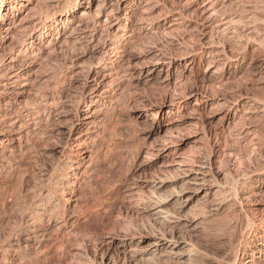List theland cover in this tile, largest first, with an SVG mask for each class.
I'll return each instance as SVG.
<instances>
[{
    "label": "bare ground",
    "instance_id": "obj_1",
    "mask_svg": "<svg viewBox=\"0 0 264 264\" xmlns=\"http://www.w3.org/2000/svg\"><path fill=\"white\" fill-rule=\"evenodd\" d=\"M91 1L88 0V3ZM128 1L132 0H98L96 10H92L89 5L87 10L81 12L80 22L76 28H72L69 37L95 32L96 29L91 31L85 22L90 16H99L108 5L120 11L124 2ZM35 2L0 0V52H5L10 42L9 52L5 53L8 55L0 56V69H3L0 70V162L4 163H0V173L6 167L5 164L10 162L4 154L5 143L13 145L18 142L19 150L30 146L35 148L43 134L40 132L42 123L46 121L44 111L41 110L43 102L52 98L55 101H50L51 104L74 107L76 114L73 121L60 132L68 142V147L61 151L63 163L53 167L50 179L47 184H43L44 189H40L41 192L35 196L41 200L33 203L36 209L32 211L23 235L25 248L32 243L39 244L40 249L44 248L42 253H49L52 248L57 249L63 245L67 236L63 230L67 219H64L65 213L59 210V201L63 197L70 193L76 195L83 188L91 186L99 194L104 191L107 198L113 197L109 192L112 190L110 177L100 179L98 176L102 171L101 153L108 143L106 134L114 121L115 113H111L110 108L118 104L120 98L112 89L116 81H119L120 77L114 76L120 67L111 63L113 65L107 68L105 64L102 70H107L108 74L88 76L86 85L93 83V88L85 100L74 97V94L64 96L63 90H60L63 84L55 82L56 79L51 83L48 80L50 84L38 89L31 87L29 78L23 81L27 73L23 71L29 69L28 72H31L32 67L46 59L45 55L54 54L56 49L53 47L56 48L58 44L45 41L51 29L42 25L41 19L36 18L32 29L28 31L32 17L37 14ZM198 2L199 5L193 11L204 15L206 23L203 29L197 28L196 32L201 36L197 41L203 53L211 57L204 78L215 94L214 97L202 94V97L207 98L204 99L205 104L210 99H218L220 102L219 115L224 138L223 145L217 146L214 157L219 160L227 157L230 170L217 175L213 172L212 161L202 154L175 158L171 166L179 177L173 180L164 173L155 176L149 182V192L141 198L152 216L146 229L148 233L140 238L138 244H134L133 232L125 231L120 242L122 255L105 254L100 264H264V0H188L187 6L194 7ZM77 5H69L64 13L65 20H56L58 35H63L75 24L73 15L78 9ZM124 11L123 17H115L114 10H111L106 21H103L110 24L111 29L118 26L114 34L117 41L109 51H115V45L124 43L127 33H133L135 27L142 26L143 19H137L133 8L128 6ZM25 12L27 14L22 17ZM112 19L117 20V23L113 24ZM176 20H180V16ZM214 34L220 36L217 42L211 39ZM17 35H23L21 41H18ZM60 39L57 38L58 41ZM217 45L220 50L213 52L211 48ZM4 57H7L6 63L3 62ZM253 81L258 83V88L248 89L247 84ZM31 93L32 98H28ZM215 117V113L209 116L210 119ZM173 125H168L166 129L171 132L170 135L174 130ZM73 135L76 136L72 138ZM84 167L85 170L81 172ZM94 181L96 184H92ZM171 182H181V185L175 186L171 194H168L165 189ZM63 200L66 202L69 199ZM130 201H135V198ZM194 202L202 205L199 208H203L201 214L203 212L205 217L213 219V216L217 217L227 211L228 218L220 224L205 218L201 222L194 220L181 225L182 217L179 218L180 214L176 212L191 208ZM84 209L77 208L79 214L76 212L77 216L71 218L75 220L74 223L71 221L73 225L96 211V207ZM57 223L59 225H55ZM53 226L56 234L51 232ZM210 240L219 242L220 255L210 254L203 249V242ZM47 241L50 244L45 245ZM20 257L21 261L17 260L19 264L24 263L27 255Z\"/></svg>",
    "mask_w": 264,
    "mask_h": 264
},
{
    "label": "rangeland",
    "instance_id": "obj_2",
    "mask_svg": "<svg viewBox=\"0 0 264 264\" xmlns=\"http://www.w3.org/2000/svg\"><path fill=\"white\" fill-rule=\"evenodd\" d=\"M187 2L188 0H132L124 2L120 11L108 5L99 16L93 14L85 21L91 31L96 29L95 32L69 37L72 28H76L80 22L81 12L87 10L89 5L92 10H96L98 0H92L90 4L88 0H36L34 6L37 5V14H33L28 31L32 29L36 18L41 19L42 25L51 29L45 41H52L53 44L58 42L56 48L53 47L57 52L45 55L46 59L32 67L31 72L25 69L23 73H27L24 74L23 81L29 78L31 87L38 89L56 79L55 82L63 84L60 90H63L64 96L74 94V97H82L85 100L93 88V83L86 85L88 76L108 74L107 70H102L105 64L107 68L113 64L121 68L116 70L119 76H114L121 79L119 78L112 88L115 95L120 96L117 101L119 105L110 108L111 113H115L114 125L112 124L106 134L108 143L103 148L104 151L102 150L100 160L103 172L100 171L98 176L100 179L110 177L112 190L109 192L113 197L107 198L104 191H101L102 195L99 194L92 189L94 186L83 188L76 195L70 193L63 197L69 199L66 202L61 197L59 210L65 213L64 219H67V225L63 227L67 234L63 245L56 247L57 249L52 248L49 253H42L44 248L40 249L39 244L32 243L30 247H24V231L28 228L32 211L36 209L34 204L41 200L35 196L44 189L53 167L57 163H63L61 151L68 147V142L66 136L60 132L73 121L76 114L74 107L61 104L57 107L54 103L51 104L55 101L52 98L43 102L41 110L44 111L46 121L42 123L40 132L43 134L35 148L30 146L19 150L18 142L13 145L5 143L4 154L10 162L5 164L6 167L0 173V264H19V258H22L20 256L26 255L27 261L24 260V263L20 264H100L105 254L121 256L123 249L120 242L125 231L133 232L134 244H138L140 238L148 233L146 229L152 216L141 198L149 192V182L162 173L166 177H172L170 179L179 177L172 167L175 158L202 154L212 161L213 172L217 175L230 170L227 157H222L221 160L214 157L215 151L223 145L224 138L220 124V102L218 99H210L205 104L207 98L202 97V94L215 96L214 89L208 87L209 82L204 78L211 57L203 53L197 41L201 36L196 31L197 28L205 27V16L193 11L199 2L194 7L187 6ZM69 5L78 6L73 15L75 24L63 35H58L56 20L66 19L64 13ZM128 6L136 11L137 19H143L142 26L135 27L133 33H127L124 43L115 45V51H109L117 41L114 34L118 26L111 29L110 24L103 21H106L111 10H114L115 17H123L124 9ZM26 14L23 13L22 17ZM179 16L180 20H176ZM49 19H52L51 22ZM112 21L113 24L117 23V20ZM58 37L61 38L59 41ZM219 37L214 34L211 39L217 42ZM22 38L23 35H17L18 41ZM38 42L43 44L41 40ZM8 49L10 42L7 43L5 52H0V56H7L5 53L9 52ZM211 49L213 52L220 50L218 45ZM4 58L3 62L6 63L7 57ZM257 84L253 81L248 83L247 87L251 90L257 89ZM32 95L31 93L28 98H32ZM212 113L217 114V117L210 119ZM170 124H174V130H171L173 135L166 131ZM84 170L85 167L81 172ZM177 185L180 186L181 182L169 183L165 189L166 193L172 192ZM133 197L135 201H130ZM196 204L198 203L194 202L191 208L176 212L180 214L179 218L182 217L181 225L192 223L194 220L201 222L205 218L215 222L214 224H220L228 218L226 211L209 219L203 212V215L201 214L204 210L199 206L202 205ZM94 207L96 211L92 216L84 219L82 217L78 225H73L75 220L71 218L77 216V208ZM170 209L174 210L172 207ZM55 229L53 226L51 232ZM54 231L52 234L56 232ZM48 244L49 241L45 243ZM219 246V242L214 240L202 244L203 249L214 255L221 254Z\"/></svg>",
    "mask_w": 264,
    "mask_h": 264
}]
</instances>
